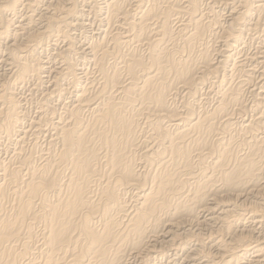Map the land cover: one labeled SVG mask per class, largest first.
Listing matches in <instances>:
<instances>
[{"label": "bare ground", "instance_id": "obj_1", "mask_svg": "<svg viewBox=\"0 0 264 264\" xmlns=\"http://www.w3.org/2000/svg\"><path fill=\"white\" fill-rule=\"evenodd\" d=\"M52 1L33 14L32 0H0V62L13 74L0 79V145L2 137L14 143L0 154V264H132L130 256L151 264L165 250L161 243L176 250L191 240L199 241L195 255L210 263L189 261L192 253L186 264H264V228L256 237L238 228L244 210L231 207L244 195L254 198L249 209L264 221V202L256 199L264 195L263 70L249 119L236 124L234 118L248 111L241 86L256 77L253 63L264 66V46L251 55L231 51L243 27L264 25V0H209L230 5L225 17L216 8L211 15L207 0ZM23 9L33 12L18 19ZM82 11L99 13L105 26L84 46L87 68L70 56V30ZM212 38L221 45L210 46ZM57 41L63 47L54 61L62 65L46 66L38 48ZM209 77H221L216 98L198 111L194 97ZM50 78L51 92L45 89L23 125L28 111L12 90ZM60 80L74 91L58 88ZM68 93L72 99L63 102ZM54 96L61 98V113L50 104ZM31 135L39 163L23 146ZM231 198L234 204L224 202ZM204 240L217 260L204 251Z\"/></svg>", "mask_w": 264, "mask_h": 264}, {"label": "rangeland", "instance_id": "obj_2", "mask_svg": "<svg viewBox=\"0 0 264 264\" xmlns=\"http://www.w3.org/2000/svg\"><path fill=\"white\" fill-rule=\"evenodd\" d=\"M36 1H38V2H36ZM45 0H32V2H35L36 4H37V6H38V4H39V6L37 7L36 6V9H35V7L33 6L32 8H33V10H34V12H33V14L35 13V14H38V12L40 13V12H44L43 11V8L44 7H47V5H46V3L48 4L49 2H51V1H49V0H46V2H44ZM52 2H54V0L52 1ZM206 2H209V0H207ZM41 3V4H40ZM204 4H205V2H203ZM209 3H211V8H209L211 11V15L214 13V14H218V13H220V10L222 11L221 12V14H218L219 16L221 15V17H225V15L228 13L227 12V10L226 9H229V4H224V2H222V3H217V2H212V1H210ZM216 3L220 6L221 4V7L222 6H224V8L222 7H219L218 5L216 6ZM213 4V5H212ZM215 4V5H214ZM42 6V7H41ZM44 6V7H43ZM216 6V7H215ZM227 8H226V7ZM234 6H237V4L236 3H234ZM85 8V7H84ZM87 8V7H86ZM212 8H213V10H215V8H216V13L212 10ZM219 8V9H218ZM209 9L207 10L208 11V15H210V12H209ZM223 9V10H222ZM26 10V9H25ZM29 10V11H28ZM40 10V11H39ZM22 12V13H21ZM26 12V13H25ZM32 12H30V9H27L26 11H24V9H23V11L21 10L18 14H17V18L18 19H20L21 18V16H23L24 14H32ZM82 13V14H81ZM80 13V15H79V13L77 14V19H75V22H78L77 23V25H79L78 27H76V29L73 27V30L71 29L70 30V33L72 34V38H73V42L75 43H73V45H74V51L71 53V55L70 56H72V60L71 61H73V59L75 60V61H77V62H75L76 64H77V66L78 67H80V65L81 64H83V66L85 67V68H87V66H88V64L86 63V61H85V59L83 60V55H84V53H83V51H84V46H85V44H86V42H88V38H90L91 36L92 37H94L93 35H97V32H99L103 27H105L103 24H101V21H100V19L99 18H101V16L99 15V13L96 15V14H93V13H91V12H89V11H82ZM91 13V14H90ZM223 13H225V14H223ZM20 14V15H19ZM22 14V15H21ZM90 14V15H89ZM222 14H223V16H222ZM90 17H89V16ZM94 15H96V17L94 16ZM92 16H93V18H92ZM100 16V17H99ZM257 15H254V18L256 17ZM35 17H37V16H35ZM79 17V18H78ZM83 17V18H82ZM87 17H88V19H87ZM99 17V18H98ZM81 21H80V20ZM90 19V20H89ZM93 19V20H92ZM257 19V17L255 18V20ZM95 20V21H94ZM91 22V23H89V22ZM95 23H94V22ZM85 22V23H84ZM87 22V23H86ZM80 23V24H79ZM89 23V24H88ZM82 24V25H81ZM86 24V25H85ZM92 24V25H91ZM262 25V24H261ZM260 25V27L259 26H256V28L258 29H256V28H254L253 26H246V27H243V29L244 30H242V33H243V35L241 36V40L242 41H240L239 42V44H238V46L236 47V50H235V48H233L231 51L235 54L234 56H242V55H249V52H250V55L252 54V53H254V52H256L255 50H257V49H260V48H262L261 46H264V43L262 44V42H264V38H262L263 37V35L261 34V33H263L264 34V30L262 29V28H264V27H262V26H264V25H262L261 26ZM37 26H40V25H37ZM82 26V27H81ZM102 27V28H101ZM248 27H252L251 29H249ZM249 30H248V29ZM246 29V30H245ZM255 29H256V31H259V32H257L258 33V35L256 36V33H254V32H256L255 31ZM248 30V31H247ZM254 32H253V31ZM244 31V32H243ZM250 31V32H249ZM262 31V32H261ZM253 32V33H252ZM247 33H249V34H247ZM247 34V35H246ZM252 34V35H251ZM250 36V37H249ZM254 36V37H253ZM257 38H256V37ZM261 36V37H260ZM254 38V39H253ZM218 39V40H217ZM244 39V40H243ZM263 39V40H262ZM78 40V41H77ZM219 40H221V38H216V40L214 39L213 40V38L211 39V41H209V43L211 44L213 41V43L210 45L209 43H208V45H210V46H213V44H217L218 42H219ZM259 43H258V42ZM4 42V41H3ZM242 42H244V43H242ZM257 42V43H256ZM57 43H58V46H57ZM221 41L218 43V44H220L221 45ZM4 44L5 43H1L0 42V51H3V49H4ZM62 42L61 41H57L54 45L52 44V42H50V44L48 45V47H46V49H44V48H38L40 51H39V54L41 55V57H45V59L44 60H47V61H49L48 63H50V64H48V63H45L44 65H46V66H50V67H52L51 65H53V63H55V65L57 64V66H60V64L62 65V63H59V60L56 58V60L54 61V59H55V53H56V51L58 52V50H59V47L62 49ZM241 44V45H240ZM256 44H257V46H256ZM260 44V45H259ZM60 45V46H59ZM214 45V46H215ZM219 45V46H220ZM3 46V47H2ZM50 46H52V47H50ZM62 46V47H61ZM210 46H209V48H210ZM213 46V47H214ZM218 46V45H217ZM249 46V47H248ZM259 46V47H258ZM54 47H56V48H54ZM58 47V48H57ZM258 47V48H257ZM48 48V49H47ZM83 48V49H82ZM255 48V49H254ZM257 48V49H256ZM82 49V50H81ZM79 50V51H78ZM52 51V52H51ZM53 51H55V52H53ZM82 51V52H81ZM196 52H197V49L195 50ZM235 51V52H234ZM240 52V54L238 55V54H236V53H239ZM244 53H243V52ZM196 52H193L192 54H191V57H192V60H194L195 59V55L197 54ZM247 54H246V53ZM2 53H4V52H2ZM75 53V54H74ZM51 54H53V55H51ZM81 55V56H80ZM74 56V57H73ZM1 57V56H0ZM49 59H47V58ZM52 57V58H51ZM77 58V59H76ZM82 61V63H81V61ZM1 60V59H0ZM57 60H58V62H57ZM52 61H54V62H52ZM57 62V63H56ZM59 63V64H58ZM74 63V62H73ZM253 65H256L257 67H258V69H257V67L255 66V70H254V74L252 73V75L251 76H253L254 77V75L256 76V77H252L253 78V80H251V82L250 83H248V84H246L247 85V87H246V85L245 84H243L242 86H241V95L243 96H247V97H242L243 98V101H245V103H246V105H247V110L249 111V109H250V113L248 112V111H246V113L248 114H246V113H243L242 115H238L237 113H235V116H234V118L236 119H238V118H240V119H236V124H238V123H240L241 121H243L244 119H249V117H250V115L252 114V108L251 107H249L250 105H253L254 104V107H255V100H256V98H254L253 97V95H255L254 93H256L257 92V90L259 89L258 87H256V86H259L260 85V83H258L259 82V80H260V78L262 77V76H264V72H263V75H261L262 74V70L264 71V66H262L261 64L259 65L258 63H253ZM262 66V67H261ZM5 67H7V66H5ZM4 67V64H3V62L1 63L0 62V76H1V80L3 81V79L5 80V78H9L8 77V75L10 76V78L12 77V75L13 74H11L10 75V73H8L7 74V72H6V68ZM261 67V68H260ZM245 68H247V67H245ZM260 68V69H259ZM263 68V69H262ZM5 70V71H4ZM93 71V73H91V75L89 76L90 77V79H92L93 80V84L95 83L96 84V80H95V77L97 78V76H95L96 75V73H95V70H92ZM5 72V73H4ZM257 72V73H256ZM260 72V73H259ZM5 75H4V74ZM1 74H3V75H1ZM93 74V75H92ZM258 75V76H257ZM260 75H261V77H260ZM51 76H53V75H51ZM95 76V77H94ZM4 77V78H3ZM94 77V78H93ZM258 77V78H257ZM213 77H209L208 79H206V80H208L207 82H206V80L203 82V83H205V86H203L204 84H202V85H200V87H202L203 89H202V91L200 90V92L196 95V97H194L195 98V100L197 101H194L193 103L195 104H197V105H199L200 106V108H199V106H195L196 107V110H198V111H201L202 109H204L205 107H210L209 105L212 103V102H214L215 101V98H216V94H215V91H216V89L218 90V88H215V87H217L218 86V84H219V80H220V78L221 77H219L218 79H212ZM53 79V78H52ZM0 80V81H1ZM34 79H32V80H27L24 84H22V86H19V85H16V86H19V87H14L15 89H16V91H15V89L14 90H12V91H14V93H15V96H18L17 97V99L19 100V102H20V104H21V106L23 107V109L24 110H26V115H25V117H23V120L24 121H22V123L24 122V124L23 125H27L28 124V121L30 120V118L31 117H33L34 116V114H36V112L35 111H38V106H39V103L41 102V100H42V95L43 94H46V92L48 91H50L51 92V90H52V88H53V82H52V80H51V78L49 79V80H47V82H46V80L44 81V82H38V84H39V86H41V88L38 86V84H37V81L35 80V81H33ZM51 80V81H50ZM211 80V81H210ZM215 81V82H213V81ZM256 80V82H257V84H256V82L254 83V81ZM85 81H87L86 79H85ZM89 81H91V80H89ZM36 82V84H33V83H35ZM214 83V84H211V83ZM217 82V83H216ZM32 83V84H31ZM51 83H52V86H51ZM40 84H42V85H40ZM60 84H62V86H59L58 88H60L61 90H67L66 88H68V90L66 91V92H69V90H72V88H70L71 86V84H68L67 83V81L66 80H60L59 81V85ZM63 84H64V86H63ZM250 84V85H249ZM256 84V85H255ZM36 85H37V88H36ZM66 85H67V87H66ZM207 85V86H206ZM210 85H213L212 87L210 86ZM244 85H245V87H244ZM215 86V87H214ZM254 86V87H253ZM31 87H32V89H31ZM33 87H35V89L33 88ZM39 87V88H38ZM66 87V88H65ZM256 87V88H255ZM19 88V89H18ZM47 88V91L45 90ZM207 88V90H208V88H209V90L208 91H210L209 93H208V91L206 92V89ZM213 89V91H212V89ZM253 88H254V90H253ZM258 88V89H257ZM30 89V90H29ZM251 90V92L250 91H248V90ZM33 90V91H32ZM36 90V91H35ZM205 90V91H204ZM215 90V91H214ZM247 92H246V91ZM42 91V92H41ZM74 91V89L72 90V92ZM253 91H254V93H253ZM47 92V93H48ZM49 92V93H50ZM205 92H206V94H205ZM213 92V93H212ZM35 93V94H34ZM202 93V94H201ZM247 93V94H246ZM250 93V94H249ZM69 95V96H68ZM20 96H21V98H20ZM199 96V97H198ZM200 96H202V97H200ZM205 98H204V97ZM212 96H214V97H212ZM66 97V98H65ZM177 97V98H176ZM176 97H175V101L176 102H174V103H176V104H174V105H179V102H180V104L182 103L181 101H182V98L180 97V95L178 96V95H176ZM212 97V98H211ZM28 98V99H27ZM57 98V99H56ZM55 98V96L53 97V99H51L50 100V104L52 103V105L55 107V109H54V111L56 112V113H61V111L63 110V105H62V103H61V100L63 101V102H65V101H68V98L70 99H72V97H70V94L68 93V94H65V96H64V98L62 97V99L61 98H59V97H56ZM197 98H202L201 100L200 99H198L197 100ZM213 98H214V101H213ZM251 98V99H250ZM61 99V100H60ZM190 99V98H189ZM203 99L205 100V101H203ZM244 99H246V100H244ZM249 99V100H248ZM253 99V100H252ZM27 100V101H26ZM211 100V103H209V101ZM37 101V102H36ZM191 101H193L192 100V98H191ZM201 101L204 103H202L201 104ZM208 102V103H207ZM247 102H249V103H247ZM254 102V103H253ZM54 103V104H53ZM56 103V104H55ZM206 104V105H205ZM208 104V105H207ZM202 105V106H201ZM203 105L205 106V107H203ZM264 103H260L259 104V109L261 110V108H263L264 109ZM253 107V106H252ZM253 107V108H254ZM61 108V109H60ZM200 109V110H199ZM261 110V111H258V114H264L263 113V111L264 110ZM260 112H262V113H260ZM250 114V115H249ZM237 115V116H236ZM249 116V117H248ZM264 116V115H263ZM242 117H245V118H243V120H242ZM29 118V119H28ZM43 135V134H42ZM42 135H39V137H37V141H38V144H39V146H43V141H44V139H45V137L43 138L42 137ZM143 135L145 136V134L143 133ZM44 136V135H43ZM33 138H34V136H27V138L25 139V141H24V147H25V149L27 150V151H29L30 153H31V156L36 160V163H39L40 161H39V154L41 153V151H39V149H40V147H38L37 145H32V143L34 142L33 141ZM145 137H142L141 139H144ZM2 144L0 145V154H2L3 152H5V150H9V152L14 148V143H13V141H10L9 139H6L5 137H2ZM4 141H5V144H4ZM143 141H141V143H140V146H142L143 147ZM142 144V145H141ZM3 146H4V148H5V150H4V148H3ZM9 146V147H8ZM3 148V149H2ZM245 193V192H244ZM263 194H264V192H263ZM221 195V194H220ZM222 195H223V193H222ZM261 196H264V195H261ZM261 196H259L258 198H256L257 199V201H261L262 202V204H263V202H264V199L261 197ZM222 197V196H221ZM261 197V198H260ZM220 198V197H219ZM244 198V199H243ZM243 198H241L242 199V201H241V199H239V201H241L240 203H238V205H235V204H237V203H232L233 201H231V200H233V198H231V199H229L228 200V202H226L227 201V199H226V201H225V199H224V202L226 203V204H229V205H231V204H234V205H232L231 207L233 208V206H235V208H236V210L240 213V211H241V213H243V216H242V220H243V222H241V224H239L238 225V228H241V229H251L252 230V232H253V236H258V234L259 235H261V232H262V229L264 228V221L263 222H261L262 221V219L260 220V219H258L257 217H256V215L255 214H253V212H251V210L249 209L250 208V205L253 203V201H254V198H252V201H250L251 199H249V198H247L246 199V197H245V195L243 196ZM223 199V198H222ZM255 199V200H256ZM243 200H246L247 202H245V201H243ZM209 201H211V200H209ZM231 202V203H230ZM225 203H223V202H221V204H225ZM241 203H243V205H248V209H247V206L246 207H244V206H242V205H240ZM245 203V204H244ZM249 203V204H248ZM251 203V204H250ZM242 207L241 209H243V210H241L240 209V207ZM262 206H264V204L262 205ZM239 209H238V208ZM243 211V212H242ZM251 212V214L249 213V212ZM247 213V214H246ZM249 216V217H248ZM255 216V217H254ZM247 218V220H246V218ZM256 219V220H259L260 222H256V220L254 219V218ZM245 218V219H244ZM252 218V219H251ZM249 219H251V220H249ZM246 221V222H245ZM249 221H251V222H249ZM252 221H253V223L254 224H252ZM248 223H250V224H248ZM258 223H259V226H258ZM244 224V225H243ZM257 224V225H256ZM263 224V225H262ZM250 225V226H249ZM248 226V227H247ZM212 227H213V229H215V227H216V223H212ZM256 228L258 229V230H256ZM206 229V230H205ZM255 229V230H254ZM254 230V231H253ZM261 232H260V231ZM201 232H203L202 233V235L204 236V235H208L207 233L209 232V228H205L204 227V229L202 228L201 229ZM205 232H207V233H205ZM259 232V233H258ZM205 233V234H204ZM256 233V234H255ZM255 234V235H254ZM255 236V237H256ZM205 240H206V238H205ZM205 240H204V248H205V246H206V248L207 249H205L204 251H206V254H207V252L209 251V253L212 255V256H214V259L215 260H217V253H216V249H214L213 247H211L210 245H207V243L205 242ZM192 241V242H191ZM191 241H189V245L187 244L185 247L186 248H188V249H186L185 247L183 248V247H180V248H178V249H176L175 250V248H173V247H168V245H167V243L165 244V242L164 243H161L162 244V246H161V248H159L160 250H163V249H167L168 250V252H166L165 250H163V253L160 255V257H158L159 255H156V254H153L152 256H154L153 258H151V261H152V263L154 264H168V263H170V264H184L185 262H186V260H188V258H189V256L191 257V258H193V259H190L189 258V261L190 260H194L196 263L197 262H201V260H202V262H207V263H210L208 260L210 259L209 257H206L205 258V256H203V255H200V253H198V254H196L195 255V251H196V248H198V245H196V244H198L197 242H199V241H197V240H191ZM195 241V242H194ZM197 241V242H196ZM163 244H165L164 246H163ZM195 244V245H194ZM193 245H194V247H193ZM208 246V247H207ZM159 247V245L157 246V248ZM163 247V248H162ZM164 247H167V248H164ZM193 247V248H192ZM172 248V249H171ZM183 248V249H182ZM193 249L194 250V248H195V250L193 251V250H191V249ZM213 248V249H212ZM170 249V250H169ZM174 249V250H173ZM210 249V250H209ZM35 250V249H34ZM173 250V251H172ZM179 250H181L182 251V253H181V251H179ZM183 250H186V251H183ZM212 250V251H211ZM215 250V251H214ZM36 251V250H35ZM175 251H177V252H175ZM191 251V252H190ZM213 252V254H215V255H213L211 252ZM165 252V253H164ZM170 252V253H169ZM174 252V253H173ZM184 252V253H183ZM215 252V253H214ZM175 253H177L176 255H175ZM180 253V255H178ZM186 253V254H185ZM167 254V255H166ZM189 256H188V255ZM209 254V255H210ZM167 257H166V256ZM171 255V256H170ZM185 255H187L188 257H186ZM200 255V256H199ZM248 255H251V254H248ZM162 256H163V259H162ZM170 256V257H169ZM181 256H183V259H182V257ZM186 257V259H185V257ZM198 256V257H197ZM179 257V258H178ZM195 257H197V258H195ZM160 258V259H159ZM170 258V259H169ZM129 261L132 263V264H136V261H134V257L133 256H130L129 257ZM159 259V260H158ZM162 259V260H161ZM166 259V260H165ZM168 259V260H167ZM178 259V260H177ZM181 259V260H180ZM198 259H199V261H198ZM206 259V260H205ZM38 260V258L36 259V261ZM155 262H154V261ZM183 260H185V261H183ZM197 260V261H196ZM134 263H133V262ZM160 261H163V262H160ZM168 261V262H167ZM171 261V262H170ZM173 261V262H172ZM167 262V263H166ZM175 262V263H174ZM181 262V263H180ZM151 263V264H152ZM206 263V264H207ZM186 264V263H185Z\"/></svg>", "mask_w": 264, "mask_h": 264}]
</instances>
